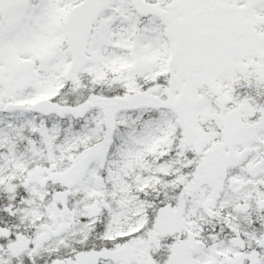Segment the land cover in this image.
Returning a JSON list of instances; mask_svg holds the SVG:
<instances>
[{
  "label": "snow or ice",
  "instance_id": "snow-or-ice-1",
  "mask_svg": "<svg viewBox=\"0 0 264 264\" xmlns=\"http://www.w3.org/2000/svg\"><path fill=\"white\" fill-rule=\"evenodd\" d=\"M0 264H264V0H0Z\"/></svg>",
  "mask_w": 264,
  "mask_h": 264
}]
</instances>
